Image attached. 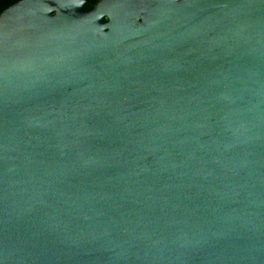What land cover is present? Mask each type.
Returning a JSON list of instances; mask_svg holds the SVG:
<instances>
[{"label": "water", "instance_id": "obj_1", "mask_svg": "<svg viewBox=\"0 0 264 264\" xmlns=\"http://www.w3.org/2000/svg\"><path fill=\"white\" fill-rule=\"evenodd\" d=\"M88 1L0 13V264H264V0Z\"/></svg>", "mask_w": 264, "mask_h": 264}, {"label": "trees", "instance_id": "obj_2", "mask_svg": "<svg viewBox=\"0 0 264 264\" xmlns=\"http://www.w3.org/2000/svg\"><path fill=\"white\" fill-rule=\"evenodd\" d=\"M16 0H0V13L1 11L8 5H10L11 3H13ZM98 0H89L86 4H85V9L86 10H91L95 4L97 3ZM107 20V18H106Z\"/></svg>", "mask_w": 264, "mask_h": 264}]
</instances>
